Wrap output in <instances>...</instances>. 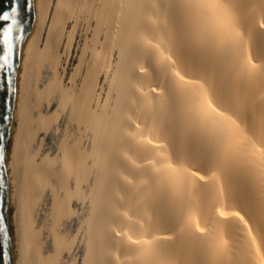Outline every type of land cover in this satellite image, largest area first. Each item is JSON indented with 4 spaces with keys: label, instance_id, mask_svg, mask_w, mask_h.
Listing matches in <instances>:
<instances>
[{
    "label": "bare ground",
    "instance_id": "obj_1",
    "mask_svg": "<svg viewBox=\"0 0 264 264\" xmlns=\"http://www.w3.org/2000/svg\"><path fill=\"white\" fill-rule=\"evenodd\" d=\"M48 2L37 0L24 38L6 154L16 263L137 264L148 251L153 264H264V172L217 164L222 137L202 118L240 132L243 113L264 108V56L248 32L264 0H230L245 26L231 51L190 19L184 0H76L91 20L75 29L54 23ZM60 88L65 102L74 96L78 122L47 151L60 121L42 129ZM66 136L75 147L49 179ZM75 201L86 203L84 217ZM76 213L78 232L62 230ZM58 236L75 243L55 255Z\"/></svg>",
    "mask_w": 264,
    "mask_h": 264
},
{
    "label": "snow or ice",
    "instance_id": "obj_2",
    "mask_svg": "<svg viewBox=\"0 0 264 264\" xmlns=\"http://www.w3.org/2000/svg\"><path fill=\"white\" fill-rule=\"evenodd\" d=\"M0 4H2V0H0ZM183 6L188 10L190 19H194L198 24L202 25L205 34L214 43L219 42L224 49L229 51L234 50L238 45L242 46L245 37V26L238 18L235 12V5L230 0H184ZM45 7H54L53 16L56 24H66L68 21L74 20L76 23L72 25L73 29H75L76 24H80L83 27L84 24L89 23L91 20L89 18L82 21L80 16L77 15L76 10L79 4L76 0H49ZM101 7H104V5H101ZM34 8V0H9L8 8L0 7V90L6 91L7 94L5 100L6 113L11 112V96L18 92L16 56L18 52L22 54L24 27L29 23ZM253 31L256 33L261 56H264V4L261 6L260 20L255 23L254 28L248 29L249 34ZM72 34V32H69V36ZM81 35H84V32ZM247 59L251 63L250 55ZM68 84L71 85V80L68 81ZM65 91V89L60 88L56 89L54 93L59 95L61 100L55 111L52 112L46 127L42 129L45 134H47V129L57 125L58 121H60V125L55 127L54 137L61 131V127L66 133L70 126L78 122L74 119L77 115V108L73 103L74 96H70L68 101L65 102ZM67 91H71V89H67ZM65 109L69 110L65 111ZM61 116H63V121H61ZM202 118L209 119L210 124L216 128L222 137L215 156L217 164H227L229 169L234 171L246 172L253 168H258L264 172V108L259 112L246 110L242 116L244 130L240 132H234L228 125L222 127L216 125L207 115H203ZM2 119L7 122L11 119V116L5 114ZM93 122L97 127L101 125V121L98 119ZM237 135L240 137L239 142L235 139ZM69 140L70 138L66 136L65 140L61 141L60 151L64 152V156L49 170V179L57 176L56 167H59L62 172L64 171L65 158L75 147ZM53 143H56L55 139H53ZM3 160H5V157L0 151V161ZM205 163H207V158H205ZM200 179L203 180L204 177H200ZM100 180L101 175L98 174L97 183ZM0 183H3V181L0 180ZM94 212L95 201H93L91 210L92 214ZM220 215L223 216L225 213L221 212ZM232 215L239 217L241 220L244 219L238 212H234ZM259 229L261 234L264 235V222L259 225ZM199 231L203 232L204 229H199ZM8 240L9 234L4 232L0 264H9ZM93 241L94 236L89 233L87 235L89 247H91ZM73 243H75L74 238L56 237L52 241V245L56 249L55 255L65 249L70 251L69 245ZM133 243L140 242L134 241ZM144 243L147 244L148 242L145 241ZM30 247L31 242L25 241L24 251L27 252ZM149 255L150 252L148 251L139 253L142 259H139L137 264H153L150 259H147ZM25 264H29V262L25 261ZM48 264H56V261L49 260Z\"/></svg>",
    "mask_w": 264,
    "mask_h": 264
},
{
    "label": "water",
    "instance_id": "obj_3",
    "mask_svg": "<svg viewBox=\"0 0 264 264\" xmlns=\"http://www.w3.org/2000/svg\"><path fill=\"white\" fill-rule=\"evenodd\" d=\"M34 4H35V8L32 12L31 19L29 23H27L24 27V38L35 22L37 0H34ZM8 6H9V0H2V4H0V7L8 8ZM22 16H23V13H22ZM23 42H22V45H23ZM20 57H21V53L18 52L16 56L17 76H18V70H19ZM6 96H7L6 91L0 90V151H2V154L5 157V160L0 161V180L3 181V183H0V218H2L0 219V253H2L3 233L7 232L9 234V240H8L9 264H17L11 216H10L7 184H6V171H5L7 146H8L9 135H10L11 125H12V120H13V115H14V110H15V94L11 96V112L10 113H6V110H5ZM5 114H9L11 116V119L7 122L3 121L2 119V117Z\"/></svg>",
    "mask_w": 264,
    "mask_h": 264
},
{
    "label": "rangeland",
    "instance_id": "obj_4",
    "mask_svg": "<svg viewBox=\"0 0 264 264\" xmlns=\"http://www.w3.org/2000/svg\"><path fill=\"white\" fill-rule=\"evenodd\" d=\"M47 136H48V135H47ZM48 137H49V140H47ZM48 137H45V141L43 142V148L45 147V149H46L47 151H48V150L50 151V150H52L53 147H54L53 139H54L55 137L52 136V134H50ZM52 137H53V138H52ZM46 140H47V141H46ZM76 203L82 204V203H80V202H78V201H77V202L75 201V202H74V207L76 206ZM84 204H85V205H84ZM81 206H82V207H81L82 210L80 209V207H79L78 209H77V208H75V209H77V211L80 210V211H78V212H80V217H81V215H82V217H84L83 215H84L85 212H86V209H85V208H86V207H85V206H86V203H83ZM83 207H85V208L83 209ZM84 210H85V211H84ZM77 211H76V212H77ZM81 211H82V212H81ZM78 212H77V213H78ZM77 213H76L75 215H73V217H71V218H73V221H72V219H70V218H69L68 220L66 219V222L68 223L69 226H67V223L65 222V220L62 221L63 223H62L61 225L64 224V225L61 227L62 230H63L64 228H66V229H64V231H67V232L70 233V228H72V225H73V223H74V226H73L74 229L72 228L73 231L71 230V232L74 233V231H75V222H74L75 220H74V216H77V215H78ZM77 217H78V216H77ZM80 217H79V218H80ZM81 219H82V218H81ZM81 219H80V220H81ZM70 220H71V223L69 222ZM80 220H79V223H80ZM68 227H70V228H68ZM79 228H80V227H79V225H78L77 230H78ZM68 229H69V230H68ZM77 230H76L75 232H78ZM81 231H82V230H81ZM81 231H79V233H78V236H79V237H78L77 239L81 238V236H82V234H83V232H81ZM77 243H78V241L76 240V244H75L74 251H75V249H76V245H77ZM78 262H79V261H77V262L75 261L76 264H77ZM79 263H80V262H79Z\"/></svg>",
    "mask_w": 264,
    "mask_h": 264
},
{
    "label": "built area",
    "instance_id": "obj_5",
    "mask_svg": "<svg viewBox=\"0 0 264 264\" xmlns=\"http://www.w3.org/2000/svg\"><path fill=\"white\" fill-rule=\"evenodd\" d=\"M76 207H77V208L80 207V209H81V204L76 203ZM78 225H79V217H76V216H75V231L77 230ZM81 238H82V236H81ZM79 239H80V238H79ZM79 239H78L77 241H79ZM79 244H80V242H79ZM80 246H81V244H80ZM81 247H82V246H81ZM77 249H79L78 254H80V252H81V251H80V247L77 246Z\"/></svg>",
    "mask_w": 264,
    "mask_h": 264
}]
</instances>
